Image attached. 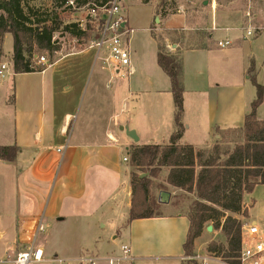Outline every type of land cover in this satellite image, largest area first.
Masks as SVG:
<instances>
[{
    "label": "crops",
    "instance_id": "crops-1",
    "mask_svg": "<svg viewBox=\"0 0 264 264\" xmlns=\"http://www.w3.org/2000/svg\"><path fill=\"white\" fill-rule=\"evenodd\" d=\"M153 19H160L159 28L172 48L169 52L183 64L185 130L179 142L211 148L221 133L244 125L257 97L248 75L252 62L257 81L264 86V26L247 36L246 30L221 26L214 17L200 43L188 45L171 36L192 29L189 17L155 18L153 13ZM143 29L155 46L149 52L142 49L140 42L147 33L136 36L134 29L128 42L134 69L130 75L128 67L98 62L93 49L62 55L32 72L2 71L3 101L8 100L12 80L15 95L10 105L13 135L6 145L16 144L20 151L15 161L0 159V264H14L20 249L19 222L40 216L45 222L49 217L55 227L79 223L86 229L97 223L110 236L99 247L116 248L126 241L137 256L135 264L186 263L183 244L190 221L173 202V192L161 205L160 215L128 221L135 171L130 151L145 144L166 145L175 131L171 80L158 64L159 42L151 25ZM226 39L232 44L220 48L218 41ZM257 118L264 120V100ZM169 173L170 168L163 167L154 181L170 185ZM162 191L166 190H160L159 202ZM243 205L247 216L236 213V217L255 222L264 235V184L245 193ZM204 253L199 256L207 264H224L220 257Z\"/></svg>",
    "mask_w": 264,
    "mask_h": 264
},
{
    "label": "trees",
    "instance_id": "trees-1",
    "mask_svg": "<svg viewBox=\"0 0 264 264\" xmlns=\"http://www.w3.org/2000/svg\"><path fill=\"white\" fill-rule=\"evenodd\" d=\"M73 26L76 27V24ZM61 27L69 29V25H63L62 21L45 18L34 21L26 12L22 0H0V40L2 42L7 33L13 36L15 73L36 70L29 54L34 45L49 52L58 51L60 47L55 46L52 39ZM74 33V36H83L87 35V30L78 28ZM158 48V64L171 80L175 131L166 145L145 144L130 151L131 164L142 172L148 171L149 175L132 172V205L128 221L161 214L160 203L152 197L151 188L153 178L160 175L163 167H169L167 182L182 190L195 192L197 196L188 214L190 225L183 244L185 256L193 257L195 240L202 235L207 223L213 222L214 229H220L225 235L227 246H221L220 251L209 246L208 251L218 256L222 253L227 264H240L238 257L243 223L232 213L247 216L243 205L244 194L252 192L256 185L264 184V120L257 118V108L264 100V86L257 81L255 63L252 62L248 75L257 89V97L251 103L243 127L227 130L238 133L242 138L233 149L224 151L220 142L207 149L181 144L179 141L185 130L183 64L178 56L165 51L160 44ZM19 151L20 147L16 144L0 145V159L15 161ZM223 155L225 158H222ZM192 261L189 258L186 264H192Z\"/></svg>",
    "mask_w": 264,
    "mask_h": 264
},
{
    "label": "rangeland",
    "instance_id": "rangeland-1",
    "mask_svg": "<svg viewBox=\"0 0 264 264\" xmlns=\"http://www.w3.org/2000/svg\"><path fill=\"white\" fill-rule=\"evenodd\" d=\"M67 1L68 0H22L26 12L31 15L34 21L45 18L62 21L63 25H69V29L64 30L63 27H61L54 33L52 41L55 42V46L60 47L58 51L49 52L39 48L37 45L33 46L29 54L31 55L32 65L36 69L43 66V63L40 62V57H46L49 63L65 54L87 51L90 42L98 38L97 29L93 28L92 24V26L86 29L87 35L74 36V32H77L78 28L82 29L80 24L82 20H85L86 13L70 7ZM122 5L123 12L127 14L130 25L133 26L136 31V36L146 34L147 31L143 28L150 27L151 25V32L156 37L159 44L163 46L165 51L168 50V52L171 51L172 48L167 46V35L159 28L160 19H158V21L153 19V13L155 18H165L171 15H185L189 17L192 21V29L189 31L180 29L179 31H175L176 33L171 36L173 40H180L183 38V41L181 40L182 43L188 45H198L200 43V41H198L200 36L208 33L206 28L207 22L210 19L213 20L214 17L219 21L221 26L238 27L244 31L250 24L257 29L260 26H264V0H124ZM247 11L251 12V17L247 16ZM50 24L51 21H49V25ZM73 24H76V27L73 26ZM34 26L37 25L34 24ZM186 32H190L193 35L186 36ZM6 35L8 36L6 37ZM6 35L2 42L0 40V145H6V143L10 141L14 129L12 117L14 111L10 106L14 98L13 80L10 82L7 102H4L1 97V92L5 88L6 81L5 73L2 72L4 71L3 64H7V68H10L11 72L14 71L12 58L13 36L11 33H7ZM154 46V40L150 38L147 33V37L141 40L140 47L149 52L150 48L153 49ZM98 62H100V60H98ZM258 82L261 83L259 80ZM89 96L90 91L85 95V102ZM241 140L242 138L238 133L225 131L221 133V137H219L217 142L221 143L224 151H227L228 149H233L235 144ZM125 153V151L121 153V158H123ZM222 158H225V155H223ZM133 167L137 173H145L146 176L149 175L148 171L142 172L139 168ZM154 179L155 178H153V185L151 188L152 197L159 199L160 190L173 192V202L177 206L182 207L183 211H186L188 214L191 213L193 204L197 199L195 192L192 193L186 190L174 189L172 186L164 185L161 182L154 181ZM159 203L160 206L164 204V202ZM228 214H231V212ZM232 215L236 217V213H232ZM46 219V222L44 221L45 231L40 232L37 243L38 245L44 246L47 257H52L57 253L59 256L66 258L68 255L75 253L79 255L86 249L109 250L104 247H99L100 243L106 241V239H110V236L107 232L108 229L101 228L97 223L90 225L86 229L79 223H75L71 226L66 225V227H55V224L51 222L52 220H50L49 217L46 216ZM242 223L246 222L242 221ZM46 225L48 227H46ZM210 225L214 226V223H207L197 242V246L194 247L193 257H196V254H205L204 251L206 250L209 252V246L215 247L217 251H220L221 246H227V239L223 232L220 229H214V227L213 230H208L207 227ZM96 241L99 243L96 244ZM210 254L214 257L218 256L216 253ZM218 257H220L224 264H227L222 253ZM188 260L187 258L186 262H188ZM192 260V264L200 263L198 258H193ZM39 264L52 263L46 262Z\"/></svg>",
    "mask_w": 264,
    "mask_h": 264
},
{
    "label": "built area",
    "instance_id": "built-area-1",
    "mask_svg": "<svg viewBox=\"0 0 264 264\" xmlns=\"http://www.w3.org/2000/svg\"><path fill=\"white\" fill-rule=\"evenodd\" d=\"M124 0H68L67 4L86 13L85 20L80 26L86 30L89 26L97 29L98 38L90 42L88 50L94 49L96 59L104 63L118 67H128V74L134 72L131 54L128 48L130 35L134 29L129 25L128 16L123 12ZM247 16L251 17V12L247 11ZM92 24V25H91ZM95 25V26H94ZM256 27L252 24L246 28V35L253 36ZM232 44L230 39L218 41L220 48L228 47ZM46 57H40V62L48 63ZM6 70L7 64H3ZM109 139L114 138L109 135ZM128 160V158H125ZM45 231L44 218L30 217L19 222L18 244L20 249L16 254L14 264H135L137 256L134 254L132 246L126 241H121L118 247L101 251L97 249H86L72 259L63 258L58 254L47 257L42 246L38 245L40 232ZM264 256V235L259 226L254 222H246L242 225L241 249L239 252L240 264H261ZM199 264H207L205 258L199 255Z\"/></svg>",
    "mask_w": 264,
    "mask_h": 264
},
{
    "label": "water",
    "instance_id": "water-1",
    "mask_svg": "<svg viewBox=\"0 0 264 264\" xmlns=\"http://www.w3.org/2000/svg\"><path fill=\"white\" fill-rule=\"evenodd\" d=\"M206 3V2H205ZM128 128H126V130H127ZM131 132V136H134V138H136L137 139V136H135V135H133L134 133H135V131L134 130H131L130 131ZM146 174L145 173H143V174H141V176H145ZM170 192H168V191H162V193H161V200H160V202H167L168 201V199H169V197H170ZM207 229L208 230H213V226L212 225H210V226H208L207 227Z\"/></svg>",
    "mask_w": 264,
    "mask_h": 264
}]
</instances>
